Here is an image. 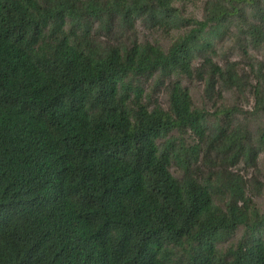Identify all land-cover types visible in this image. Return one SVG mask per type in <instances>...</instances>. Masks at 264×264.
<instances>
[{"label": "trees", "instance_id": "16d2710c", "mask_svg": "<svg viewBox=\"0 0 264 264\" xmlns=\"http://www.w3.org/2000/svg\"><path fill=\"white\" fill-rule=\"evenodd\" d=\"M252 49L264 0H0V264H264Z\"/></svg>", "mask_w": 264, "mask_h": 264}, {"label": "rangeland", "instance_id": "374dc122", "mask_svg": "<svg viewBox=\"0 0 264 264\" xmlns=\"http://www.w3.org/2000/svg\"><path fill=\"white\" fill-rule=\"evenodd\" d=\"M185 5L189 8L192 13H195L198 17L202 16L204 11V0H185ZM139 35L140 38L144 41L146 39L151 40L152 42H159L165 49H168L170 46L174 36H177V33L173 35L166 36L167 34L164 32L152 33L147 31L141 25H139ZM236 46L234 42H228L225 49L227 53H231L230 48ZM251 53L257 56L259 59L264 61V51H255L252 49ZM231 58L235 60H240L243 62V67L249 69L250 60L245 56L243 48L237 47L235 52L231 53ZM254 83V82H253ZM185 84L191 89V93L193 99L195 101L196 106H201L207 104L208 107L213 110L214 107H220L223 103L227 105H238L245 110H252L255 104V96L252 87H249L245 93H241L237 90L229 91L225 93L224 99L219 100V103L214 101H210L207 93H206V85L197 81H189L185 80ZM159 99L161 104L168 108V98L165 92L160 93ZM215 110V109H214ZM242 119H245L242 117ZM251 129L254 134L257 133L260 127L264 126V114L251 118ZM175 169H173L174 171ZM249 180L258 179L264 186V154L260 156L258 161V167L256 170H250L249 172H244ZM254 202L257 206L264 212V187H263V195L256 196L252 195ZM241 236V231L237 234L235 240Z\"/></svg>", "mask_w": 264, "mask_h": 264}]
</instances>
